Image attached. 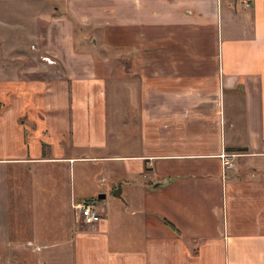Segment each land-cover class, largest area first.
Listing matches in <instances>:
<instances>
[{
	"label": "crops",
	"instance_id": "crops-1",
	"mask_svg": "<svg viewBox=\"0 0 264 264\" xmlns=\"http://www.w3.org/2000/svg\"><path fill=\"white\" fill-rule=\"evenodd\" d=\"M77 163L103 184L69 207L103 201L51 241L73 264H264V0H0L2 179Z\"/></svg>",
	"mask_w": 264,
	"mask_h": 264
},
{
	"label": "rangeland",
	"instance_id": "rangeland-1",
	"mask_svg": "<svg viewBox=\"0 0 264 264\" xmlns=\"http://www.w3.org/2000/svg\"><path fill=\"white\" fill-rule=\"evenodd\" d=\"M75 29L79 50L94 49L99 43V38L96 39V43L93 42L95 37L93 29L85 28L84 31L76 27ZM95 50L98 52L100 49ZM45 59L51 61L49 58ZM31 60L37 63L36 58L33 57ZM135 82H138L135 77L129 80V83ZM115 96L117 98L119 94ZM120 106L127 110L134 108L131 102ZM120 118L123 119V115ZM71 170L62 174L61 180L55 182L52 178V181L44 186L35 182V178H38L36 168L9 169L7 170L9 176L4 179L2 178L6 172L0 170V264H73L72 249L65 245L61 248H50L51 241H70L76 231L89 227L80 222L75 209L69 207L71 195L76 188L79 194H90L95 186L100 187V180L103 181V177L99 176L102 173L101 169L89 164L77 163ZM115 172L118 175L117 168ZM115 174L113 177L117 176ZM110 177L108 175L107 179ZM98 201L102 203L103 200ZM106 201L117 202V199L109 193ZM18 235L22 237L19 238ZM20 239L25 241L22 242ZM27 240H31L33 246L28 245L29 243L26 246Z\"/></svg>",
	"mask_w": 264,
	"mask_h": 264
},
{
	"label": "built area",
	"instance_id": "built-area-1",
	"mask_svg": "<svg viewBox=\"0 0 264 264\" xmlns=\"http://www.w3.org/2000/svg\"><path fill=\"white\" fill-rule=\"evenodd\" d=\"M249 2H245V6H249ZM235 155H229V154H224V165L226 168H232L234 167L235 163L233 160H231V157ZM74 208L77 211V217L80 222L83 224H86L88 226H93L95 225L101 217V212L99 205L97 204L96 201H81V202H76L74 204Z\"/></svg>",
	"mask_w": 264,
	"mask_h": 264
},
{
	"label": "trees",
	"instance_id": "trees-1",
	"mask_svg": "<svg viewBox=\"0 0 264 264\" xmlns=\"http://www.w3.org/2000/svg\"><path fill=\"white\" fill-rule=\"evenodd\" d=\"M59 13L67 15L73 21L74 26L76 28H79L81 31H84L85 27L83 25H81L80 23H78L75 20V18L72 16V14L66 8L59 6Z\"/></svg>",
	"mask_w": 264,
	"mask_h": 264
},
{
	"label": "water",
	"instance_id": "water-1",
	"mask_svg": "<svg viewBox=\"0 0 264 264\" xmlns=\"http://www.w3.org/2000/svg\"><path fill=\"white\" fill-rule=\"evenodd\" d=\"M158 184H156V186H157ZM114 195L115 196H120V193H119V191L117 192V191H115L114 192ZM106 198V195L105 194H101V195H99V199H105Z\"/></svg>",
	"mask_w": 264,
	"mask_h": 264
}]
</instances>
